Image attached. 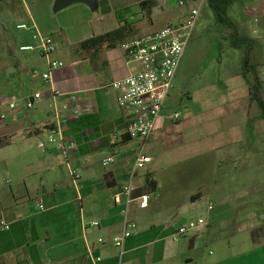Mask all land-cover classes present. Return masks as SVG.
Masks as SVG:
<instances>
[{
  "label": "crops",
  "instance_id": "1",
  "mask_svg": "<svg viewBox=\"0 0 264 264\" xmlns=\"http://www.w3.org/2000/svg\"><path fill=\"white\" fill-rule=\"evenodd\" d=\"M144 1L150 0H97L99 19L86 4L70 5L65 13L67 17L79 14L85 18L77 24V27H86L84 38L83 29L75 36L71 30L40 27L32 8L35 0L16 1L30 20V26L23 29L31 31L30 40L34 42V32L42 28L44 35L52 36L57 43L53 59L64 61L65 67L54 71L49 83L33 77L29 71L44 73L48 65L39 51H29L26 61L30 70L18 68L27 73V82L14 84L10 75L5 74L7 67L0 58V74L5 76L1 82H8L13 88L0 96V114L7 116L6 122L0 121V142L10 140L0 148V219L10 226L6 231L0 229V264H196L200 257L199 251L206 243L204 228L215 218L212 221L206 218L207 225L187 237H179L177 227L188 221H176L170 214L160 212L151 195H148L147 208H142L140 201L129 205V217L137 223L138 231L126 240L124 255L120 256L121 250L114 246V238L125 228L123 211L127 203L122 191L129 184L137 155L157 133L146 143L129 138L126 131L132 113L119 105L120 93L109 87L112 82L141 70L140 65L127 63L120 47L109 51L71 52L83 41L104 34L97 28L103 17L114 16L120 26L121 21L131 18L125 10L134 6L138 14ZM240 1L250 2L252 7L254 3H264V0L237 2ZM42 3L48 12L55 10L56 0H42ZM236 3L231 7L239 6ZM251 6L246 4L244 11L242 8L243 17H236L235 22L241 36L255 40L251 64L258 67L264 95V52H256L261 42L264 48V24L250 29L248 19L255 16L249 14ZM259 16L264 20V15ZM22 47L27 46L23 44L20 51ZM36 93H42L44 98L33 109H10L11 103L25 102ZM70 96L77 97L81 113L70 116L63 132L68 143H75L69 165L81 174L78 190L63 153L48 143L54 111L63 110L66 105L75 106ZM261 116L262 113L258 120H263ZM164 128L169 133L168 125ZM109 157H115L116 162L106 168L103 161ZM148 180L157 184L150 172L137 171L133 180L137 189L135 197L148 194L145 189ZM41 202L45 210H41ZM259 219H245L240 224L241 231L251 232L256 246L264 244V235L257 242L253 236L264 227V215ZM95 221L100 223L98 228L90 225ZM84 223L88 224L86 230ZM100 238L105 242L100 244ZM88 246L94 251V259L89 255ZM98 257L102 261L97 262Z\"/></svg>",
  "mask_w": 264,
  "mask_h": 264
},
{
  "label": "rangeland",
  "instance_id": "2",
  "mask_svg": "<svg viewBox=\"0 0 264 264\" xmlns=\"http://www.w3.org/2000/svg\"><path fill=\"white\" fill-rule=\"evenodd\" d=\"M16 1H0V60L14 84L28 79L18 68L31 67L26 61L28 53L20 47L36 46L29 38L31 31L20 28L29 27L30 20ZM183 1L181 5L179 0H153L150 14H137L134 6L125 10L131 16L127 21L138 29V36L132 39L180 27L192 10L200 12L162 119L157 121L156 137L143 149L152 163L141 171L150 172L157 180V190L147 195L160 212L176 221L215 218L204 228L206 243L196 264H264V244L254 245L251 232L241 231L240 225L245 219L258 221L264 215V120H258L262 113L258 104L250 102L253 74L241 75L248 46L232 47L233 31L218 23L209 0ZM35 2L32 8L40 27L71 30L75 36L83 29L85 37L86 27H77L85 19L83 15L67 17V8L50 13L42 0ZM236 4L239 6L230 7L227 13L234 22L243 17L246 4L251 6L247 1ZM251 8L249 14L255 16L248 19V25L254 30L264 24L259 16L264 15V3H254ZM91 9L99 19L98 6ZM115 19L103 17L97 23L99 32L118 28ZM258 45L256 52H264L262 42ZM77 46L71 52L77 54ZM3 77L1 73L0 96L13 89L8 82H1ZM175 113L181 115L177 122L169 118ZM261 229L264 235V227Z\"/></svg>",
  "mask_w": 264,
  "mask_h": 264
},
{
  "label": "built area",
  "instance_id": "3",
  "mask_svg": "<svg viewBox=\"0 0 264 264\" xmlns=\"http://www.w3.org/2000/svg\"><path fill=\"white\" fill-rule=\"evenodd\" d=\"M179 3L181 5L185 4L183 0H179ZM199 13V10L194 9L190 17L180 27H166L145 36L131 39L120 46L127 63L138 64L141 67V70L123 79L116 80L109 85L111 89L120 93L118 98L119 105L132 113V119L126 131L129 138L138 139L146 143L154 137L157 121L173 89L177 71L188 42L197 25ZM20 28L26 29L27 26L22 25ZM32 39L36 43V46L22 47L21 51L38 50L42 57L47 60L48 70L44 73L38 70H31L28 73L33 77L42 78L43 81L49 83L52 79V73L64 68L65 62L59 59H53V55L58 50V46L52 36L35 31ZM24 70L26 71V69ZM43 98L42 93H36L25 102L11 103L9 106L11 110L23 109L29 111ZM70 99L75 103V106L70 107L66 105L63 110L56 109L54 111L49 125L50 131L48 136V143L55 145L56 149L63 153L68 165L69 155L75 147V143L67 142L63 128L69 122L71 115L77 116L81 113V109L77 105V97L70 96ZM180 118L181 115L178 113L171 116V120L176 122ZM0 121L3 123L7 121L6 114H0ZM40 145L42 149L45 148V143L42 142ZM115 162V157H109L103 161V166L107 168ZM149 163H151V158L143 153L142 148L141 152L137 155L133 170L130 172L129 184L122 191L127 203V208L123 211L125 228L119 236L114 238V246L121 250V257L124 255L126 240L138 231L137 223L129 217V205L135 201H140L142 208H147L149 205L150 197L148 195L134 196L137 189L133 184L137 171L144 169ZM69 167L72 179L77 187V183L81 179V174L70 165ZM40 208L41 210H45L42 202ZM209 209L212 211L213 206L210 205ZM90 225L98 228L100 223L95 221ZM205 225H207V220L205 219L185 222L177 227V235L182 238L187 237ZM87 226L88 224L84 223L83 229L86 230ZM0 229L6 231L10 229V226L4 220L0 219ZM98 242L102 244L105 241L100 238ZM87 250L91 258H93L94 251L92 247L88 246ZM96 261L100 262L102 258L98 257Z\"/></svg>",
  "mask_w": 264,
  "mask_h": 264
},
{
  "label": "trees",
  "instance_id": "4",
  "mask_svg": "<svg viewBox=\"0 0 264 264\" xmlns=\"http://www.w3.org/2000/svg\"><path fill=\"white\" fill-rule=\"evenodd\" d=\"M238 0H209V6L213 10L217 17L219 24L232 29L233 33L231 35V44L235 49H243L244 46H248L246 55L242 60L243 72L241 75L245 78V73H252L254 76V84L250 88V102L256 103L262 110L261 118L264 120V95L262 91V82L259 78L258 67L251 64V53L255 46V41L251 38L241 36L238 31V26L231 18L228 17L227 13L229 8L235 4ZM153 0L144 1L140 4L142 12L146 11L150 14ZM138 36L137 26L128 21H121L120 26L110 32H106L99 36H93L92 38L80 43L77 46L78 52H88V51H101V50H114L120 47L123 43L128 40ZM8 142H0V148L6 146ZM146 193H154L157 190V184L153 180H148L145 187ZM262 229H258L253 233L254 240L257 242L260 240Z\"/></svg>",
  "mask_w": 264,
  "mask_h": 264
},
{
  "label": "water",
  "instance_id": "5",
  "mask_svg": "<svg viewBox=\"0 0 264 264\" xmlns=\"http://www.w3.org/2000/svg\"><path fill=\"white\" fill-rule=\"evenodd\" d=\"M76 3H83L91 8H96L98 6L97 0H56L55 10L60 11Z\"/></svg>",
  "mask_w": 264,
  "mask_h": 264
}]
</instances>
